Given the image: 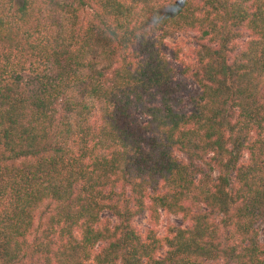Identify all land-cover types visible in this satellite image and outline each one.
I'll use <instances>...</instances> for the list:
<instances>
[{"label":"trees","instance_id":"trees-1","mask_svg":"<svg viewBox=\"0 0 264 264\" xmlns=\"http://www.w3.org/2000/svg\"><path fill=\"white\" fill-rule=\"evenodd\" d=\"M263 234L264 0H0V264H264Z\"/></svg>","mask_w":264,"mask_h":264},{"label":"rangeland","instance_id":"rangeland-1","mask_svg":"<svg viewBox=\"0 0 264 264\" xmlns=\"http://www.w3.org/2000/svg\"><path fill=\"white\" fill-rule=\"evenodd\" d=\"M195 36H196L195 33H177L173 37L168 38L167 41L169 42V44H171V46H176L175 47L177 48L176 50L180 51L181 60L185 62H189V61L192 62L193 57H194V51L197 49V43H196ZM247 39H248V34L245 33V37L242 38L240 42L243 43ZM174 64L179 67L181 66L179 62H176V63L174 62ZM179 78H181L183 82L185 83V87H186L185 92L187 93V95H185L184 108L186 110H189L191 109V105L189 103V97L191 95L198 94L199 87L192 79L188 77L180 76ZM105 216L112 220H115V218L112 217L111 214L109 213H106ZM171 224L177 225V226H186V223L184 222L181 216L169 215L162 211L160 222L157 226L158 234L160 236H164L166 233L167 227ZM135 225L138 228H140L143 232H145L150 227L148 215L143 214L139 216L135 220ZM261 239L262 241H264V234L261 236Z\"/></svg>","mask_w":264,"mask_h":264}]
</instances>
